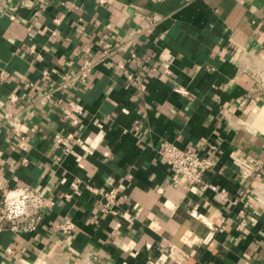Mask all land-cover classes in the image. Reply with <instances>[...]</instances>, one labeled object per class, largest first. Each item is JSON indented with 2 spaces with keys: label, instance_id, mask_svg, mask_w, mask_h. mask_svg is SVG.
Segmentation results:
<instances>
[{
  "label": "crops",
  "instance_id": "crops-1",
  "mask_svg": "<svg viewBox=\"0 0 264 264\" xmlns=\"http://www.w3.org/2000/svg\"><path fill=\"white\" fill-rule=\"evenodd\" d=\"M129 40L85 85L57 90L106 42ZM3 71L0 189L34 186L55 205L38 232L0 231V264H264V0H0ZM6 113L17 114L24 140L9 137ZM164 140L213 159L205 188L174 183ZM114 187L106 214L92 188ZM253 189L260 201L246 208L241 194ZM65 222L68 234L57 228ZM172 246L186 254L181 263L164 261Z\"/></svg>",
  "mask_w": 264,
  "mask_h": 264
},
{
  "label": "built area",
  "instance_id": "built-area-1",
  "mask_svg": "<svg viewBox=\"0 0 264 264\" xmlns=\"http://www.w3.org/2000/svg\"><path fill=\"white\" fill-rule=\"evenodd\" d=\"M43 1V0H39ZM110 0H99L100 5H108ZM17 10V7L14 9ZM13 10V11H14ZM12 21H16L18 15L16 12H12L10 15ZM135 44V40L123 41L119 45L114 44L111 41L106 42L104 51L101 57L98 59H89L82 62L78 67H73V71L69 73H63L60 76V83L57 88L62 89L64 87L75 88L78 86L85 85L89 79L92 71L100 64L108 61L115 51L120 48L129 47ZM31 54H36V59L41 60L42 55L37 53L36 46L30 48ZM133 57L137 59L136 52H133ZM119 69H124L126 65L123 61H120L118 64ZM169 73V70H166ZM58 74L57 69L55 68H46L42 72V76L47 81H54V77ZM8 78L7 71H3L0 75V83H3ZM132 79V75L129 76ZM177 92L187 93V91L178 87ZM53 98V92H50L44 97L39 99L40 103H44L47 100ZM69 106L78 114L81 115L84 111V108L76 103L73 99H66ZM5 124L10 128L9 137L14 141L24 140L25 136L21 131L20 126L17 124V114L15 113H6L5 114ZM79 116H75L73 119V124L78 125ZM73 135H70L68 138H73ZM57 144H64L65 139L60 137L57 139ZM213 150L216 149V146H211ZM72 147L67 146L65 148V153H72ZM162 159L172 167L174 171V183L176 185H181L189 189L194 187L205 188L207 185L204 177L206 173L211 171L214 167L213 159L207 156L202 155L198 150L192 146H187L181 148L175 143L164 140L161 144V149L159 151ZM2 152L0 151V156ZM27 159L23 160V163H26ZM264 188V187H262ZM93 191L99 192L102 195V211L106 214H111L115 211L117 206L120 189L114 187L107 191H98L97 189L92 188ZM255 193V197L252 193L241 194L240 201H242L246 208H252L256 200L260 201L257 197L256 191L252 190ZM222 197H227V191L225 189L221 190ZM68 198L71 195L67 196ZM235 202H239V198L235 199ZM55 205V200L46 193L37 187L34 186H18L15 188H5L0 189V231L8 230L15 235L22 236L27 233L38 232L43 218V213ZM200 217V216H198ZM250 223V219L242 217L239 223V229L243 232L247 231V226ZM57 228L60 229L64 234H68L73 228L74 224L72 222L60 223L57 225ZM9 253H12V249H7ZM168 258L174 259L176 262L181 263L186 258V254L177 248L172 246L169 250L168 256H166V261ZM163 261V262H164ZM50 260L47 259L44 263L37 264H50ZM99 263V259L94 257V259H86L84 264Z\"/></svg>",
  "mask_w": 264,
  "mask_h": 264
}]
</instances>
